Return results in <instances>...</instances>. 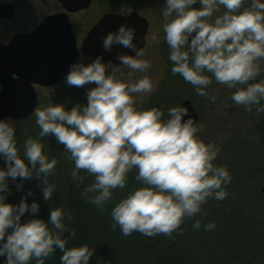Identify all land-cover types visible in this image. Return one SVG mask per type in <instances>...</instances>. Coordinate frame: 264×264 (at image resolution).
I'll use <instances>...</instances> for the list:
<instances>
[{
	"label": "clouds",
	"instance_id": "1",
	"mask_svg": "<svg viewBox=\"0 0 264 264\" xmlns=\"http://www.w3.org/2000/svg\"><path fill=\"white\" fill-rule=\"evenodd\" d=\"M162 16L164 42L169 48L168 60L173 75L179 74L194 86L196 94L207 96L205 88L212 84L226 85L236 90L230 99L245 110L264 112V0H164ZM247 3V6L245 4ZM199 7H193V5ZM221 6L224 11L220 15ZM135 28L124 23L109 31L101 40L103 51L113 46L130 49L134 55L117 53L119 65L132 71H109L102 55L88 62L76 59L67 66L63 76L69 87L84 88L86 103L68 100L50 103L35 110L40 138L51 136L70 154L74 162L71 176L82 183L83 170L94 177L81 195L100 211L113 197V191L123 189L127 174L136 169L140 186L120 199L111 209L113 228L119 226L122 235L134 231L153 237L170 236L186 217L201 211L207 199L223 200L232 177L225 166L213 161L220 151L214 142L205 143L199 128L188 115V108L178 105L168 109L167 117L158 107H137V94L154 90L146 74L151 62L134 42ZM151 39L156 42L157 35ZM133 72L144 75L133 81ZM210 74V75H209ZM240 86V87H237ZM211 99H215L211 97ZM187 116V119L182 117ZM38 138L29 137L23 143V154L17 148L15 127L9 119H0V256L6 264H45L59 250L60 264H89L94 248L88 244L66 247L65 218L71 213L61 207L49 210L47 220L36 216L39 203L28 189L19 203L6 202L10 193L9 179L22 182L35 177L43 199L51 200L55 185L49 181L57 161L49 159ZM30 213L23 222L21 217ZM193 227L199 229L200 221ZM215 228L214 222L204 225Z\"/></svg>",
	"mask_w": 264,
	"mask_h": 264
},
{
	"label": "trees",
	"instance_id": "2",
	"mask_svg": "<svg viewBox=\"0 0 264 264\" xmlns=\"http://www.w3.org/2000/svg\"><path fill=\"white\" fill-rule=\"evenodd\" d=\"M69 104L67 108H71ZM40 129L35 125L30 128L15 127V139L19 153L23 154V143L29 137L38 138L44 145L43 151L49 159L55 158L57 164L49 176V181L55 185L51 200L45 201L41 189L37 186L35 177L22 182V188L17 190L16 185L21 183L9 179L10 193L6 195V202L19 203L28 189L33 195L27 197L28 203L33 200L39 203L36 216L47 220L49 210L61 207L71 213V219L65 218L66 231L64 236H71L66 247L88 244L94 248L89 264H264V194L253 193L251 186H246L242 192L238 188H228L227 196L223 200L207 199L202 211L192 217H186L179 229L170 236L159 234L153 237L145 236L134 231L129 236L122 235L119 226L113 228L111 218L112 207L128 192L140 186L135 179L137 170L134 168L127 174L123 189L113 191L112 199L100 211L95 205L88 203L81 195L85 187L94 182V177L81 170L78 175L85 177L82 183L74 180L71 173L74 162L63 145L55 146V139L51 136L40 138ZM58 144V143H56ZM264 149V141H261ZM239 152H227L223 160L219 158L213 163L225 166L232 179L237 176L242 180L251 179L247 170L240 175L235 174ZM237 156V157H236ZM234 161L233 165L232 162ZM250 161L245 160L249 167ZM251 163V162H250ZM5 162L0 158V167ZM30 213L21 217L22 222L31 218ZM199 220L201 227L196 229L193 223ZM215 223V228L205 230L204 225ZM62 253L56 250L45 264H60ZM5 257L0 256V264H6ZM35 264V260L29 262Z\"/></svg>",
	"mask_w": 264,
	"mask_h": 264
},
{
	"label": "rangeland",
	"instance_id": "3",
	"mask_svg": "<svg viewBox=\"0 0 264 264\" xmlns=\"http://www.w3.org/2000/svg\"><path fill=\"white\" fill-rule=\"evenodd\" d=\"M245 6H247V3ZM147 7L149 8L148 4ZM193 7H199V5H193ZM148 8H144V12L150 13L152 11ZM163 8L164 5L160 7L162 10ZM223 11L224 9L221 6L219 12L214 13V16L222 14ZM150 21L151 24L156 27L155 34L159 35L163 31H160V29L163 28V24L166 22L162 16V12L158 16H151ZM151 37L152 34L150 35L148 46L144 48V59H148L151 62V68L147 70L146 74L153 81L154 90L147 94H137L135 97L137 107L145 109L153 106L158 107L164 112L166 118L169 108L178 106V103L182 100L190 99V102L197 107L198 112L202 116L201 120L203 124L210 117L213 121H217L216 124L218 125V129L216 131H214V129L208 130L204 125L197 126L199 128L197 135L205 143L214 142L219 146L220 151L214 161L218 158L219 161L220 159L223 160L227 152H239V155H237L238 159L234 160L236 162V165L233 166L235 168L234 175H240V172L243 173L244 170H247V175L249 177L253 176V178L246 180H242L243 177L237 176V179H231L230 183L227 185L228 188H238L237 192L239 190L242 192V190H245L246 186H251L253 193L256 194L261 192L264 194V149L263 145L260 143L262 140L264 141V133H261L264 132V124L263 127L259 126L256 115L253 113L255 106L252 107L251 111H247L243 106L236 105L230 98L229 100L225 99V95L232 94L236 89H229L226 85L218 84L214 79L212 84L205 88L208 95L201 96L197 95L194 86L185 82L180 75L176 77L171 76L169 78L163 71L164 69L162 67L161 57L159 56V50L157 46H155L158 44L159 40L157 39V41L154 42ZM260 64V75L255 81H250L249 83L258 82L261 78H264V60L260 61ZM107 68L111 71L110 66H107ZM129 71L132 70L128 68L123 70L125 73ZM143 75L144 73L133 72L130 79L135 81ZM92 86L93 85H88L84 88H76L69 87L63 83L55 87L53 91L37 89L38 102L36 109L42 108L50 103L62 102L64 100L69 101V103L66 104V108L69 104L86 103L85 89ZM56 96L57 99H54ZM211 97L215 99H211ZM222 118L228 121L227 124L229 128L220 123ZM35 121V111L25 120H9L14 127L30 128L35 125L39 128ZM56 143L55 146H60ZM245 160L251 162L248 163V168V165L245 164ZM201 206L204 207L203 205Z\"/></svg>",
	"mask_w": 264,
	"mask_h": 264
},
{
	"label": "flooded vegetation",
	"instance_id": "4",
	"mask_svg": "<svg viewBox=\"0 0 264 264\" xmlns=\"http://www.w3.org/2000/svg\"><path fill=\"white\" fill-rule=\"evenodd\" d=\"M163 2L164 0H0V47H7L21 37L29 38L30 50L32 51L39 49L63 51L66 50L68 45V43L67 45L63 44V42H68L70 38L71 43L72 41L74 43L76 53L73 60L79 59L88 62L93 57L83 53L82 42L89 31L103 17L110 15L123 19L135 17V19L146 21V35L143 47L140 49L144 53L150 35L155 33L156 28L151 24L150 17L158 16L162 12L160 7L164 5ZM144 8L152 11L146 13ZM44 23H46L45 26H43ZM162 30L163 28L160 29V31ZM164 35L163 31L157 35L159 42L155 46L159 50L165 74L169 78L171 76L176 77L179 74L173 75L170 71L173 65L168 60L169 48L164 42ZM106 65L110 66L111 71L116 70L119 72L126 69L125 66L116 67L111 63H106ZM63 76L51 87L33 86L37 100V89L53 91L55 87L64 83ZM231 95L227 94L224 98L229 100ZM54 99H57V96ZM183 102H188L195 112L196 126L204 125L208 130L214 129V131L218 129L217 121H213L211 117L203 124L202 116L197 107L190 102V99L182 100L178 105ZM253 113L256 115L259 126L263 127L264 112L258 113L254 110ZM220 123L225 127L228 126V121L225 118H222Z\"/></svg>",
	"mask_w": 264,
	"mask_h": 264
},
{
	"label": "water",
	"instance_id": "5",
	"mask_svg": "<svg viewBox=\"0 0 264 264\" xmlns=\"http://www.w3.org/2000/svg\"><path fill=\"white\" fill-rule=\"evenodd\" d=\"M135 28L134 42L139 50L143 47L147 30L144 20L105 16L89 31L82 42V51L95 58L102 55L104 62L120 67L116 59L117 53L134 55L130 49L113 46L110 52L103 51L101 38L109 31H115L120 24ZM44 23L43 26H45ZM49 26V25H48ZM29 38H18L7 47H0V119L23 120L33 114L36 105V93L33 85L41 87L53 86L61 79L68 64L75 58V47L72 41L66 50H30ZM188 108V115L196 122V114L188 102L181 103ZM187 119V116L182 117Z\"/></svg>",
	"mask_w": 264,
	"mask_h": 264
}]
</instances>
